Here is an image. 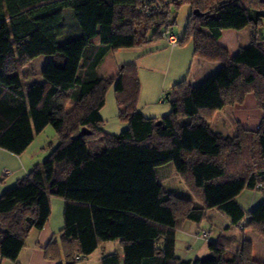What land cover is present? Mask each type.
<instances>
[{"label":"trees","instance_id":"16d2710c","mask_svg":"<svg viewBox=\"0 0 264 264\" xmlns=\"http://www.w3.org/2000/svg\"><path fill=\"white\" fill-rule=\"evenodd\" d=\"M184 3L193 11L178 46L192 40L196 56L223 65L200 84L176 83L171 111L148 117L138 110L137 64L111 77L97 68L110 51L163 38ZM152 4L163 8L147 15ZM263 19L264 0H0V148L21 155L49 124L59 137L45 160L0 195V257L17 262L31 231L48 222L52 195L87 189L90 202L63 196L64 227L44 248L47 258L73 264L118 240L123 257L108 253L102 264H260L247 238L234 249L235 237L220 235L208 256L195 259L177 256L176 238L186 220L212 221V208L264 233V199L248 212L238 200L245 188L264 197ZM248 26L251 42L236 54L219 44L223 30ZM40 55L51 56L43 81L26 85L22 67ZM112 85L128 123L114 134L101 114ZM249 93L263 112L258 129L214 131L209 114ZM169 163L195 198L161 183L157 168Z\"/></svg>","mask_w":264,"mask_h":264},{"label":"crops","instance_id":"0c3cea01","mask_svg":"<svg viewBox=\"0 0 264 264\" xmlns=\"http://www.w3.org/2000/svg\"><path fill=\"white\" fill-rule=\"evenodd\" d=\"M240 30L225 29L222 32V36L218 40L219 44L226 47L231 55L236 54L241 47L247 46L251 42L249 39V44H240L238 38ZM151 44H153V41L141 46L120 48L110 51L97 68V71L101 76L111 77L116 76L124 64H137L138 75L141 82L138 110L148 117H161L162 114L169 111V108L165 107L160 110H155V108L157 109V106L160 105L159 102L163 99L165 92L167 91V93H169L176 83L187 79L188 82L197 84V81H203V79H206L210 74L220 69L223 65L222 62H212L203 58H198V56L194 54V45L192 47L185 48L181 46H171L167 43L172 48V50L167 52V47L160 44L156 46ZM121 50L132 51H124V56L122 55V58H118L117 54L121 52ZM134 55H136L135 58H133ZM248 103L253 107V115L250 116L249 119H247L243 114L244 111H241V114L238 115L235 113L245 109ZM257 104L258 103L254 93H249L244 104L227 105L222 109L216 110L217 112H213L212 114L214 116L212 119H209V124L214 131L231 136L236 135L240 127L252 130L258 129L263 112ZM71 106H73V103H70V107ZM218 114L222 115L221 118H218ZM252 117L254 118L253 120ZM235 121L238 122L237 128L234 127ZM215 125H217L218 130L216 128V130L214 129ZM31 145L27 148V150L31 147ZM27 150L23 154L19 155L20 165H16L14 168V173L19 176L17 179L27 174L32 167L38 163L34 158L29 157V159H27V157H25ZM24 157L26 159H24ZM169 164L165 166H167L170 172H172L175 176L179 186H184L185 188L187 187L188 190L189 186L185 180L183 179L184 181H181V175L179 173H175L172 165ZM159 168L162 167L157 168L158 175ZM161 183L166 189L172 190L176 193L175 188L170 182L167 186L165 185L167 183L166 180H161ZM7 187L8 186L0 187V195L5 189H7ZM247 189L248 188L242 190V192L238 195V200ZM249 190L254 191V193L247 191L253 198V204L249 209L251 210L259 204L264 197L262 193H257L258 191L256 190ZM190 191L193 194V197L191 198H195V193L191 189ZM63 196L90 202L94 196V191L87 189H63L60 195H52L50 198L51 216L46 225L42 229H33L31 231L17 262L0 257V264H69L64 258H47L44 249L53 238L60 236V231L64 227L65 199ZM240 204L243 206L241 202ZM212 209H209L208 213ZM229 221L230 223L226 226L225 231L219 232L217 237L220 235L230 236L229 232H231L233 227L237 225L232 223L231 218ZM203 223L204 222L197 223L191 220H186L182 224L181 228L178 229L176 238L177 256L183 259H195L197 257H201L209 251L208 243L207 245H205V243H199L202 240H208L212 233V229L202 228ZM202 231L210 233L208 239H202L198 236V233ZM59 244L61 245V242H59ZM113 252H118L120 256L123 257V248L118 240L105 242L92 254L76 261L73 264H77L80 261V263L84 262V264H102L103 257L106 254Z\"/></svg>","mask_w":264,"mask_h":264},{"label":"rangeland","instance_id":"374dc122","mask_svg":"<svg viewBox=\"0 0 264 264\" xmlns=\"http://www.w3.org/2000/svg\"><path fill=\"white\" fill-rule=\"evenodd\" d=\"M176 10V23L174 25V32L179 36L183 37L185 36L187 24L189 22L190 16L192 14V6L189 3H184L178 9ZM259 33L262 37H264V19H263V24L259 29ZM240 44H249V39L251 41V28L245 27L242 30H240V34L238 35ZM163 45L167 47V52L172 50V48L166 43L165 39L159 38L155 39L153 41V46L156 45ZM193 42L192 40H187L185 44L181 47H192ZM155 48V47H154ZM124 51H132V50H124ZM123 50L117 54L118 58H122V55L124 56L123 53H125ZM136 55L133 56L135 58ZM51 56L49 55H40L37 56L33 59H29L28 62L25 64L24 67H22V77L24 78V82L26 85L33 84L34 82H41L43 81V76H42V71L49 62ZM201 58V57H198ZM38 73L35 76L33 73ZM29 74L30 76L25 77L23 75ZM199 80V79H198ZM205 79H203L204 81ZM203 81H197V84H200ZM167 91L164 94L163 99L160 100V105L157 106V109L155 110H160L162 108H169V111L162 114H168L171 111V107L169 102L167 101L166 98ZM139 101V100H138ZM73 103V102H71ZM244 104V103H242ZM258 105V104H257ZM259 107V106H258ZM241 111H244V115L246 116L247 119H249L250 116L253 115V107L250 106V104H247V107L243 110L235 112L237 115L241 114ZM217 112V111H214ZM101 114L104 118V129L109 132V133H119L125 128H127L128 123L126 120H123L120 117V110L117 102V96H116V91H115V85H112L110 89L107 92L106 96V104L103 107ZM213 114H209V118H213ZM218 118H221L222 115L218 114ZM254 118L252 117V120ZM189 120V118H182V122L184 123L185 121ZM234 127H238V122H234ZM218 130L217 125L214 126V129ZM229 128V126H228ZM215 129V130H216ZM231 134V133H230ZM59 144V137L57 134V131L53 124H49L46 126V128L39 134L36 135V139L31 145V147L27 150L25 157L29 159V157L34 158L37 162H42L45 160L49 154L51 153L52 149ZM24 157V159H26ZM16 165H20L19 163V155L13 154L7 150H4L0 148V187L2 186H8L9 188L14 186L15 183L18 180L17 178L19 176L14 173V168ZM167 164L161 165L159 167V178L160 180H166V186L170 182L171 185L175 188L176 194L184 197H193L192 192L190 189L187 187L185 188L184 186H179V183L175 176L170 172L169 168L165 166ZM169 165H172L175 173H178L175 166L170 163ZM181 181H184L183 178ZM7 187V188H8ZM250 193H254V191H251L249 189L245 190V192L240 196L239 200L243 204L244 209L248 212L249 209L251 208V205L253 204V198L252 196L249 195ZM258 191L257 193H261V191ZM250 196V197H249ZM209 216H212V221L211 220H205L202 228L203 229H212V233L209 237L208 240H202L199 243L207 245L209 241L215 240L217 238V234L219 232H224L226 229V226L230 223V216L225 214L224 212L213 208L209 212ZM242 229H245L243 232ZM202 230V229H201ZM230 236H234V249L241 244V242L244 240V238H247L252 242V256L254 259L260 261V264H264V233L255 231L251 227H244V226H234L232 231L229 232ZM203 239V237H202ZM206 239V238H205ZM209 251L202 255L201 257H205L209 255ZM81 262V261H80ZM78 262L77 264H84Z\"/></svg>","mask_w":264,"mask_h":264},{"label":"built area","instance_id":"2783aa9c","mask_svg":"<svg viewBox=\"0 0 264 264\" xmlns=\"http://www.w3.org/2000/svg\"><path fill=\"white\" fill-rule=\"evenodd\" d=\"M163 6L160 5V6H153L150 5V7L146 8L145 13L147 15H152L153 13H157V12H160L162 10ZM163 38L166 40V42L168 44H170L171 46H178L179 45V36L174 32V29L173 28H170V29H167L165 32H163L162 34ZM198 236L199 237H203L204 239L208 238L209 237V232L207 231H202L200 233H198ZM77 259H80V257L78 256Z\"/></svg>","mask_w":264,"mask_h":264},{"label":"water","instance_id":"95a60500","mask_svg":"<svg viewBox=\"0 0 264 264\" xmlns=\"http://www.w3.org/2000/svg\"><path fill=\"white\" fill-rule=\"evenodd\" d=\"M168 97H169V93L166 94V98H168Z\"/></svg>","mask_w":264,"mask_h":264}]
</instances>
